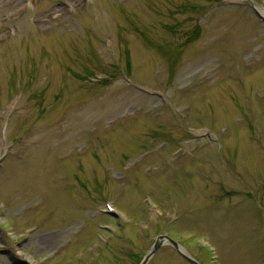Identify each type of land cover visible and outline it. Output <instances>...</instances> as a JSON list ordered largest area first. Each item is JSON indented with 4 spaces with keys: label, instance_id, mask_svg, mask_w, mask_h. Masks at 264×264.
Segmentation results:
<instances>
[{
    "label": "rangeland",
    "instance_id": "rangeland-1",
    "mask_svg": "<svg viewBox=\"0 0 264 264\" xmlns=\"http://www.w3.org/2000/svg\"><path fill=\"white\" fill-rule=\"evenodd\" d=\"M263 19L264 0H0V264H138L162 234L264 264ZM113 96L124 115L97 118ZM147 264L191 263L163 244Z\"/></svg>",
    "mask_w": 264,
    "mask_h": 264
},
{
    "label": "bare ground",
    "instance_id": "bare-ground-1",
    "mask_svg": "<svg viewBox=\"0 0 264 264\" xmlns=\"http://www.w3.org/2000/svg\"><path fill=\"white\" fill-rule=\"evenodd\" d=\"M210 61V58L207 59H199L198 61H190L188 63H186L181 70L179 71V74L177 75V79L180 76L186 75L187 73L190 72V70L192 69H199V67H204L205 64ZM127 104V100H120L117 101V97L113 96L110 98H104V105L101 108V110L98 112V114L96 115L97 118L101 119L103 116H105L106 114L112 113L113 111H117V113H120V115H124L122 114L124 112V107ZM91 107H93L92 105H88L85 108H83L82 110H80L79 112H74L69 114L68 119L67 120H72L75 122H80V121H85L87 116H89L91 113ZM90 111V112H89ZM63 140L66 141L68 140L69 143L71 142L70 139H67L66 136H63ZM73 140V139H72Z\"/></svg>",
    "mask_w": 264,
    "mask_h": 264
},
{
    "label": "water",
    "instance_id": "water-1",
    "mask_svg": "<svg viewBox=\"0 0 264 264\" xmlns=\"http://www.w3.org/2000/svg\"><path fill=\"white\" fill-rule=\"evenodd\" d=\"M163 244H169L174 250H176L185 260H187L191 264H199L190 255H188L186 253V251L183 249V247L181 245H179L177 242H175L174 240H172L171 238H169L165 235H159L154 239L152 245L144 253L139 264H146V262L149 260V258Z\"/></svg>",
    "mask_w": 264,
    "mask_h": 264
}]
</instances>
